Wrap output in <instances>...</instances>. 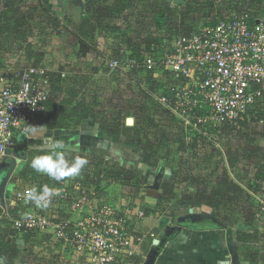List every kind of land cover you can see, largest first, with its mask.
<instances>
[{
	"label": "crops",
	"instance_id": "obj_1",
	"mask_svg": "<svg viewBox=\"0 0 264 264\" xmlns=\"http://www.w3.org/2000/svg\"><path fill=\"white\" fill-rule=\"evenodd\" d=\"M24 1L34 3L38 12L44 11L45 8L49 11L52 19L64 20V22L66 20L68 26L61 21V27L56 29L54 33L44 34L33 30L32 33H29L26 42L16 44L10 41L4 42V51H1L0 55L7 57L8 60L7 62L2 61L5 67L0 72V77H7V79L15 82L13 72L16 66L46 68L49 71L51 80L54 79L55 75L58 77L56 73L62 70L60 74L65 72L67 76L61 79L64 83L62 87H58L56 94L52 93V100L57 103H68L67 106L73 109L82 103H88L93 105L94 110L93 112H86L90 118L82 120L77 129L49 130L43 127L45 131L39 132L42 134L40 139L44 143L39 142V148L36 149L25 147L26 145L29 146V143L33 140L29 139L30 135L32 138V134L24 133L27 137L26 141L19 142L16 152L0 161V176L2 179H7L3 191L4 205L0 204L4 215L7 218L11 217L12 208H15L12 210L19 215L20 212L28 208L27 205L34 206L28 200L25 203H16L15 193L20 187L37 186L39 189L45 185L50 187L49 183L53 182L47 175L36 171V176L30 175L27 179L23 178L22 175L32 158L40 155L42 153L41 149L46 151L45 146L49 144L48 137H50L52 142L63 140L70 149H75V151L69 152L72 157L77 155L86 157L88 164L85 172L88 175L92 170L90 165H93L94 162L102 163L103 166L115 163L130 171L139 169L143 172L140 174L142 190L137 198L134 197L135 195L128 197L125 190H123V193L119 184L109 182L102 175L99 178V184L97 183V186L94 185L93 187V191L96 193L94 206H100L104 203L112 204L128 217L130 222L129 231L134 236L131 240L133 246L130 251L125 256L118 258L114 264H149L155 253L157 255L153 264H264V216L258 218L255 215L256 210H258L256 204L245 210L240 208V216L232 221H227L218 216L219 213L214 208L206 205L179 210L175 216H170L168 213L150 214V211H155L157 201L163 195L162 189L165 187H176V198L188 195L187 186L190 185L191 181L190 169H194L193 161L188 158L186 152L181 150H176L173 156L170 154V158H167L160 148L162 146L160 143L166 140L157 141L155 136H152L154 129L151 125L145 131V139L157 143L159 149L153 153L146 152L142 148H126L121 141L120 143H114L101 132L100 122L105 115H120L124 117L127 127H134L136 120L138 121L142 116H146L145 114L149 111L151 116L153 114L150 107L155 103L157 98L155 96L158 94L156 92L159 89L158 83L155 82L157 79L153 78V75L138 74L134 76L131 73L125 74L116 70L112 72L114 75L107 74L105 83L102 78L104 70L107 71V68H104L106 60L116 58L118 48L120 50V48L134 44L133 49L136 48L146 53L150 50V46L160 41L150 39L149 33L143 31V28L145 26L149 27V25L137 23L142 31L135 32L134 35L128 34L130 42L127 43L126 35H124L126 37L119 38L117 36V38L112 30L110 32L112 35L108 34L109 31H105L106 34L104 32L100 33L102 26L108 25L110 28V18H107V13L105 14L103 9L97 14L91 13L92 9L90 8L92 6L89 7L90 4L87 3H101L102 6L104 5L103 8H106L113 7L120 0H82L80 3L78 0ZM135 1L139 2L140 0ZM166 1L169 2V0ZM87 9L89 10L87 16L99 17L97 18L101 25L99 32H97L98 30L91 32L87 29L81 32L83 19L87 17L85 15ZM133 15L136 22H143L141 16H138L135 12H133ZM134 23L135 21L131 22L132 28H134ZM72 26L76 31H73ZM64 28L66 31H62ZM58 31L62 32V36L59 38L61 45L57 46L60 48L54 46L53 43L47 45L49 41L51 42L50 36L54 34L57 36ZM145 36L152 43L149 40V43L146 42ZM78 41L86 47H80L76 43ZM15 50H21L23 56L13 52ZM92 69L95 70L93 75L89 72ZM101 69H104L103 72ZM119 74L124 75L125 78L119 77ZM57 77L56 79H58ZM55 81L57 80L52 81L51 84L53 85ZM128 82L136 85L139 82L142 87L140 86L139 90L136 88L130 90L128 92V98L130 99L126 98V101L121 91L124 90ZM97 84L100 88L96 86ZM52 88L51 86V90ZM104 89L109 90V92L104 91ZM71 94L73 97L70 96ZM106 94H109V96H105ZM133 109L134 112H131ZM122 110H126V112H121ZM45 112H48V110ZM93 115L94 117L91 118ZM129 118L132 120L131 125L128 124ZM179 125L183 126L181 122ZM176 131L175 127L174 133ZM143 143L146 145L145 140ZM192 143L193 141H186L185 148H188V145ZM204 145L205 142L201 139L195 145V148L200 150ZM8 157L13 161L7 160ZM168 161L175 164V168L184 172L186 181H181L180 174L176 171L174 176V168H171L168 172L164 166H161L166 165ZM195 161L197 162V160ZM2 165H5V167L2 168ZM186 165H189V167ZM162 167H164L163 178L159 187L155 189L156 174ZM90 174H94V171ZM70 180L72 181V179ZM215 187L213 189H216ZM249 190L253 191L252 189ZM55 211L59 213L56 207L50 210V214L56 213ZM140 213L143 216H140ZM248 213L252 215V218L254 217L253 220L241 218H245ZM6 224H2L4 232L0 235V238L6 243L7 241L11 242L19 250L14 264H53V260L57 255H59L61 264L91 263L90 254H80L73 249L60 253L59 250L50 245L49 238L43 234L23 233L12 239L6 231ZM239 234L247 235L249 239H238ZM254 236L256 239H251ZM138 238L141 239L140 242L137 241ZM2 240L0 239V242ZM61 250H64V247ZM247 251L254 254L250 256L254 259V262H251V259L248 258ZM7 255L8 251L0 246V259L3 260L4 264H6Z\"/></svg>",
	"mask_w": 264,
	"mask_h": 264
},
{
	"label": "built area",
	"instance_id": "obj_2",
	"mask_svg": "<svg viewBox=\"0 0 264 264\" xmlns=\"http://www.w3.org/2000/svg\"><path fill=\"white\" fill-rule=\"evenodd\" d=\"M193 18L200 23L190 32L160 38L140 57L133 54L134 44L125 46L122 57L107 66L111 72L152 74L162 85L155 96L160 107L190 133L209 140L208 136L215 135L211 130L224 124L236 127L256 118L259 112L251 114V110L264 104V17L250 8H240L231 14L217 10L211 16L196 13ZM150 32L158 34L154 28ZM13 52L23 56L21 50ZM13 73L15 82L0 77V161L16 152L19 135L28 133V125L46 111L52 97V80L46 68L16 66ZM66 76L63 72L62 77ZM214 144L220 147L219 142ZM86 169L81 170V177ZM258 173V189L249 193L258 206L255 215L261 218L264 169ZM70 179L52 188L57 194L48 207L27 205L19 215L9 216L7 233L12 239L23 233L43 234L59 251L90 254V264L116 263L133 246L128 217L110 203L94 206V189ZM31 188L20 187L15 193L16 203H25ZM56 207L59 213L50 214Z\"/></svg>",
	"mask_w": 264,
	"mask_h": 264
},
{
	"label": "trees",
	"instance_id": "obj_3",
	"mask_svg": "<svg viewBox=\"0 0 264 264\" xmlns=\"http://www.w3.org/2000/svg\"><path fill=\"white\" fill-rule=\"evenodd\" d=\"M234 2L239 5L236 7L238 9L240 8H250L252 10H255V13L258 15H261L262 10H264V0H233L232 4ZM89 7L92 6V12L94 14H97L98 12L105 11V14L107 13V17H117L121 16L125 11L128 9H133L135 5L137 6V1H118L115 3L113 7H106L103 8L101 3H91L87 2ZM215 1L214 0H206V5H209L211 9H206L205 13L208 14V16L213 15L215 8L212 9L214 6ZM241 3V4H240ZM30 5H28L27 1L24 0H0V52L4 51V42H11V43H18V42H26L29 33L34 30L40 33L48 34L50 32H55L56 29H59L61 27V21L54 20L53 23H51V16L49 15V11H47L44 8V12L48 15V21L45 24V27L42 28L41 23H39L38 19L40 18L38 16V13H36L38 10L37 8H29ZM170 8H167V6H163L162 11H159V13L154 14V17L147 20V24L151 23L152 28L155 29V31H158L157 36H154L152 32L148 31L150 38L153 40L158 41L160 38L162 39H170V36L174 30L175 34L178 33H186L190 32L193 29V26L196 24V20L191 17L192 13H197V9L194 8V6H188L186 10H182V15H178L179 21H181L180 24L178 22H173V16L170 13L176 12L173 10V7L169 6ZM42 11V10H41ZM91 12V11H90ZM208 12V13H207ZM109 13V14H108ZM201 14V13H200ZM96 16H87L83 19L81 32L87 30H91L92 26H95V24L99 23ZM149 18V17H148ZM147 19V18H146ZM36 22H35V21ZM146 24V23H145ZM146 24V25H147ZM214 25L215 23H211ZM92 25V26H91ZM153 30V29H152ZM132 47V46H131ZM134 47V46H133ZM122 48H118L117 50V57L114 59H118L122 57ZM133 54L137 57H140L143 52L139 49H133ZM8 56V55H7ZM0 55V72L5 67L3 62H7V57H2ZM62 70L58 71L55 75L54 80L55 83L51 86L52 93L56 94L58 87H62L63 83L61 79H63L62 74H60ZM132 75H138L139 73L137 71L130 72ZM60 75V76H59ZM150 75V74H149ZM152 75V74H151ZM56 77L58 79H56ZM155 80V79H154ZM170 83L172 80H168ZM155 82L158 83V91L162 87L160 82L155 80ZM156 90V91H157ZM157 91V92H158ZM156 92V93H157ZM68 103H57L55 100L53 101L52 98L47 103L46 111L41 114H38L35 116L34 120L30 122L28 125V129L30 127H46L49 130H59V129H77L79 127V124L82 122V120L90 118L86 112H93L94 107L92 104L88 103H82L81 105H78L77 107L69 108ZM89 105V106H88ZM260 104H257L253 110H251V114L254 112H259L258 120L255 119H248L244 122H241L239 126H232L231 124H224L220 128L211 130L210 133L219 135L220 132H223L224 128H230L232 131H230V136L233 132V137L240 136L239 131H246L247 128L250 126H253V123L260 122L261 119H264V104L262 106H259ZM151 110L153 112L151 116V112L149 111L146 116H142L140 120H136L134 127H127L126 123L124 121V117H121L120 115H105L102 118V121L100 122V129L105 136L113 141L114 143H120V141L125 145L126 148H142L146 152H156L159 147L156 142H152L147 140L146 141V135L145 131L148 127H152L153 132L152 136H155V139L157 141L162 140H169L171 143L170 146V153H172V156L175 152V150H181L182 152L188 153L189 150L193 152L191 156L188 154V158L191 161H194V158L198 157V150L195 148V145L201 141V139L204 140L205 143L209 142V140L202 135L198 134L192 136L193 134L190 132H186L183 126L179 125L180 121L175 118V116H172L170 113L166 112L160 107V104L157 102L153 104L151 107ZM92 110V111H89ZM121 112H126V110H122ZM134 112V109L131 111ZM94 115L91 117L93 118ZM96 117V116H95ZM179 122V123H178ZM152 123V124H150ZM177 129L175 134L171 135L170 132H168V129L171 128V131L173 129ZM179 127V128H178ZM242 128V129H241ZM169 133V135H168ZM174 133V132H173ZM187 136H192L190 138V141H193V143L188 145V148H185ZM221 136V135H219ZM182 137L184 138V141H182ZM222 137V136H221ZM241 140L246 141L247 138H249L248 135L240 136ZM245 138V139H244ZM239 139V137H238ZM144 140L145 144L144 145ZM240 140V139H239ZM161 144V143H160ZM208 144V143H207ZM225 146V145H224ZM205 147V146H204ZM209 147V144H208ZM226 147V146H225ZM229 148V147H228ZM42 154V153H41ZM225 154V153H224ZM68 155V154H67ZM203 162L197 161L194 164V169H190V178L194 175V181H196L197 185V193L194 196H188L182 195L179 198L177 197V194L175 192L176 187H165L164 189L168 191L165 195L160 196V198L157 201V207L154 212L150 211V214H162V213H168L170 216H175L177 211L186 209L187 207H196V206H202L206 205L209 207L214 208L219 215L223 219H226L227 217H230L231 215H235L239 209L245 210L246 208L252 207V196L250 195L248 190H243L241 188H236L235 190H231L230 192L225 190V186H229L230 184L226 183V179L222 178L221 181L218 182H212V172L213 170H210L206 166H202ZM102 163H96L94 162L93 165H90L92 167V170L90 172L94 171V178H91V174L89 172L86 173L85 171L81 174L75 176V177H68L65 178V180L75 179V180H81L85 186L89 188H93L94 185L97 186V183L99 184V178H101V175L104 179H107L109 182H114L115 184H119V187H122V190L127 191L126 195L128 197H134L137 198L139 194H141V181H140V173H136L138 171H130L127 169L122 168V166L118 164L113 165H101ZM175 165V164H173ZM199 168V173L195 174L197 169ZM195 170V173L193 172ZM175 171L180 174L179 178L181 181H186V177H184V172L178 170L174 167V176ZM182 174V175H181ZM23 178L27 179L30 175L36 176L35 170L31 167V162L25 168L24 172L22 173ZM81 177V178H80ZM74 180V181H75ZM74 181H70L73 183ZM215 183L216 185H214ZM50 187L59 186L58 182H52L49 183ZM216 186V187H215ZM254 187L255 184H252ZM49 187V188H50ZM215 187L216 189H213ZM221 187V188H220ZM223 188V189H222ZM225 192V193H224ZM233 194L234 196L230 198V194ZM133 195V196H132ZM167 196V197H166ZM234 203V204H233ZM251 203V204H250ZM171 204V205H169ZM15 209V208H12ZM11 209V215L12 217L16 216L17 213H15ZM223 212V213H221ZM225 212V213H224ZM229 212V214L227 213ZM236 212V213H235ZM253 214V209H252ZM232 221V220H231ZM8 222V219L6 215H4L3 210L0 208V235L3 234L4 230L2 228V224ZM238 235V239L245 238L246 240L249 239L247 235ZM245 236V237H244ZM2 240V238H0ZM251 239H256L255 236ZM0 246L8 251V255L6 256L5 263L6 264H14V261L17 259L19 250L17 247L11 242L7 241L0 242ZM248 258L251 259V262H254V259L250 256H253L254 254L250 251H247ZM53 264H61L59 255H57L56 258L53 260Z\"/></svg>",
	"mask_w": 264,
	"mask_h": 264
},
{
	"label": "rangeland",
	"instance_id": "obj_4",
	"mask_svg": "<svg viewBox=\"0 0 264 264\" xmlns=\"http://www.w3.org/2000/svg\"><path fill=\"white\" fill-rule=\"evenodd\" d=\"M214 1H215V3H214V6L212 7V9L215 8L219 12V14L221 13V11L223 13H226V14H231V13H234L238 10V8L236 6L239 4L238 3L236 4L235 2H234V4H232L233 0H214ZM28 5H30L29 8L36 9V5L34 3L30 2V3H28ZM163 6H167V8H170L169 6H171V7H173V10H175V11L177 10L176 12L170 13L171 15H174L173 16V22H175V23L179 21L178 15L181 16L182 10H184V9L186 10V8H188V6H190L189 8H191V6H194V8L197 9V13H205L206 11L211 9V7L209 5H206V0H185V3L183 5H180V6H177L173 2H170V1L167 2L166 0H140L137 3V6L135 5V7L133 9H128L121 16H117L114 18L107 17V18H110L109 19V23H111L110 28L108 27V25H104L101 27L100 23H97V24H95V26L91 25L92 26V28H90L91 32H94L96 30H98L97 32H99L100 27H101L102 31H100V33L104 32L106 34L105 31H107V32L109 31L108 34L112 35V33H110L112 30L116 37L118 36L119 38H123V37L127 36L126 42L129 43L130 38L128 36V33L132 34V31L136 32V33L140 30L142 31V29L138 26L137 23H139V24L146 23L147 24V20L154 17V14L159 13V11H162L161 7H163ZM206 9H208V10H206ZM133 12H135L138 16H141L140 18H142L141 21H143V22H140V21L136 22L135 16L133 15ZM36 13H38V16L40 17L38 19L39 23H41L42 28H44L46 22L48 21V15L44 11H39V12L37 11ZM91 13H93V12H91ZM261 13H263V14H261V16L264 17V10H262ZM87 14L89 15L88 9H87V12L85 15L87 16ZM195 14L196 13L193 12L191 14L192 15L191 17H193ZM60 21H62L63 23H65L66 26H68V23L66 20H65V22H64V20H60ZM133 21H135L134 28H132V26H131V22H133ZM50 22L53 23L54 19H51ZM151 23L148 24L149 27H147V26H145L144 28L142 27L143 31H145V32L151 31V28H152ZM199 23L200 22H197L196 25H198ZM119 25L121 26V28ZM72 29H73V31H76L73 26H72ZM62 31H66V29L64 28ZM58 32L59 33L57 36H55V34L50 36L51 42L49 41V43L47 45H51V43H53V45L56 47L59 46V44L61 45L59 38L62 36V34H61L62 32L61 31H58ZM124 35H126V36H124ZM175 35H177V34H175V32L173 30L171 36L173 37ZM145 38L147 40L146 42L149 43V41H150L152 43V41L149 40L146 36H145ZM150 39H152V38H150ZM76 43L79 44L80 47H82V48L86 47V46L85 47L82 46V43H80V41H78ZM57 48H60V47H57ZM112 60H114V59L112 58V59L106 60L104 68H107L106 69L107 71H108L107 64L109 62H111ZM103 70L104 69H101L102 72H103ZM107 71L104 70V73H102V78H103L104 83L106 81L105 78H106L107 74L114 75L111 71H109L110 73ZM89 72L91 75L95 74V70H93V69L90 70ZM127 73H125V74H127ZM121 75L119 74L118 76L121 78H125L124 75H122V76ZM108 78H110V76H108ZM137 84L138 85L133 84L131 82H128L126 84L124 90L122 89L121 92H122L123 96L125 97L124 98L125 100H126V98L130 99V98H128L129 97L128 92L130 90H133V88H136L139 90V87L141 86V84L139 82ZM96 86L98 88H100V86L98 84ZM91 89L93 90L92 86H91ZM104 91L109 92V90H105V89H104ZM70 96L73 97L72 94ZM105 96L108 97L109 94H106ZM119 97H122V96L120 95ZM150 99H151V97H150ZM156 100H157V98L155 99V103H157ZM257 117H259V115L256 116V118L252 117L251 119H255L257 121L258 120ZM252 125L253 126H250L249 128H247L246 131L245 130L239 131L240 136H245V135L249 136V138H247L246 141L241 140L243 138H241L240 136H238L240 140L238 139V137H233V132H232V135L230 136V133H231L230 131H232L230 128H224L223 132L219 133V135H221L222 137L219 135L208 136L209 142H207V143L209 144V147H208V144L205 143V145H204L205 147L198 150V154H199L200 159L198 157L194 158L193 163H196L195 160H197L199 162H203L202 163L203 167L206 166L210 170H213V171H211L212 172L211 177L213 176L212 182L221 181L222 178H225L227 180L226 183L230 184V185L225 186V190H224L225 192H226V190L230 192L231 190H235L236 188H241L243 190H248V191H250L249 189H252V190L258 189L257 184H256V180L258 179V175H259L258 171L260 169H264V119H261L260 122L253 123ZM183 127L186 130V132H189V130L186 129L188 127H186V128H185V126H183ZM168 132H170L171 135L175 134V133H173L174 132L173 129L171 131V128L168 129ZM41 135L42 134L39 131H37L36 133H32V138L30 135L29 139H31V141L32 140L33 141L31 143H29V146L26 145L25 147H28L30 149L31 148L32 149L39 148L38 147L39 142L44 143L43 140L40 139ZM168 135H169V133H168ZM195 135H197V134H195ZM193 136H194V134H193ZM191 137L192 136H187L188 142L190 141ZM51 140L52 139L50 137H48V141H49L48 143L49 144L52 143ZM182 141H184L183 137H182ZM214 142H216V143L219 142L220 147L217 145V147H219V148H216ZM161 145H162V146H160L161 151L167 156V158H170V154H172V153H170V150H169L170 146H171L170 141L168 139L166 141H162ZM159 153H161V152H159ZM187 154L189 156H191L193 154V152L191 150H189ZM68 157L69 158L72 157L70 155V153H68ZM7 160L13 161V159H11L10 157H8ZM169 161H170V159H169ZM169 161L166 165H161V166H164L168 170V172H170L171 168L175 167V165H173L172 162H169ZM5 165H2V168H4ZM186 166L189 167V165H186ZM164 167H162V168H164ZM122 168H124V167L122 166ZM124 169H126V168H124ZM133 171H138L136 173H140V174L143 173L139 169H137V170L135 169ZM193 172L195 173V170ZM198 173H199V168L197 169L195 174H198ZM156 176H157V174H156ZM191 176H193V177H191L190 185L187 186L188 192H189L188 196L192 195V194L195 195L197 193L196 181L193 180L194 175L191 174ZM252 184H255V186L253 187ZM161 187H162V185H161ZM162 190H163V195L168 193L167 190H164V189H162ZM123 193H124V191H123ZM126 193H127V191H126ZM229 196L231 198L234 195H229ZM187 208H192V207L189 206ZM221 213H223V212H221ZM227 213L229 214V212H227ZM239 216H240V214L238 211L235 215H231L230 217H227L226 220L231 221V220H234L235 218H238ZM241 218L246 219V220H253L254 217L252 218V215L248 213L245 218L244 217H241ZM56 250H58V249L56 248ZM60 253H62V251H60Z\"/></svg>",
	"mask_w": 264,
	"mask_h": 264
},
{
	"label": "clouds",
	"instance_id": "obj_5",
	"mask_svg": "<svg viewBox=\"0 0 264 264\" xmlns=\"http://www.w3.org/2000/svg\"><path fill=\"white\" fill-rule=\"evenodd\" d=\"M27 131L32 134L37 131L43 132L45 129L42 126L30 127ZM45 148L46 151L41 149L43 154L32 158L31 167L36 172L47 175L57 182L79 175L81 170L88 164V160L84 156L77 155L69 158L67 154L70 151H75V149H70L63 140H55L46 145ZM56 194L54 189L45 185L39 189L32 187L27 191L26 198L37 208H46L51 203V198ZM0 264H4L2 259H0Z\"/></svg>",
	"mask_w": 264,
	"mask_h": 264
},
{
	"label": "water",
	"instance_id": "obj_6",
	"mask_svg": "<svg viewBox=\"0 0 264 264\" xmlns=\"http://www.w3.org/2000/svg\"><path fill=\"white\" fill-rule=\"evenodd\" d=\"M170 2H173L175 5L180 6L183 5L185 3V0H169ZM78 2H82V0H78ZM128 124L131 125L132 124V120L130 119V121H128ZM27 139L25 134H21L18 137V141L19 142H25ZM163 174H164V168H160V170L157 173L156 176V180H155V186L154 188H158L159 184L163 178ZM1 177V176H0ZM7 179H2V177L0 178V204L4 205V198H3V191L6 185ZM157 255V253L154 254V257H152L151 261L149 262V264H153L154 260H155V256Z\"/></svg>",
	"mask_w": 264,
	"mask_h": 264
}]
</instances>
